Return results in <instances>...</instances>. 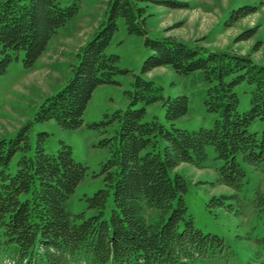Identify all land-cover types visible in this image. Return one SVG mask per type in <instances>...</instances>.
<instances>
[{"label":"trees","instance_id":"obj_1","mask_svg":"<svg viewBox=\"0 0 264 264\" xmlns=\"http://www.w3.org/2000/svg\"><path fill=\"white\" fill-rule=\"evenodd\" d=\"M81 1L72 0L65 7L59 0L0 2V76L20 54L24 68H32L52 36L77 15ZM144 1L107 2L104 19L77 54L69 80L41 102L34 122L54 120L64 130L78 129L96 88L127 73L118 67L119 57L106 52L122 19L126 33L145 37L151 52L141 74L170 66L178 76L189 78L192 86L201 87L204 110L215 115L212 127L175 128L173 122L188 114V97L166 98L162 88L135 75L131 90L125 92L127 108L105 115L104 125L112 130L100 145L109 155L96 175L103 188L85 197L94 211L89 217L67 210L68 199L88 172L74 161L68 145L61 143L55 155H48L43 149L47 135L42 133L33 156H28L32 122L13 139H0V264H208L224 252L220 237L195 228L183 199L186 182L171 172L180 164L202 168L206 150L212 147L222 163L217 182L234 194L212 197L210 202L222 207L225 200L237 199L245 181L241 161L256 168L264 161V132L258 138L248 131L255 120L264 121V66L248 56L208 52L172 38L150 39ZM243 82L253 89L249 110L239 113L234 88ZM158 102L170 129L146 117V107ZM18 153L21 157L11 173L10 162ZM146 206L159 211L152 224L146 222ZM253 206L264 212L261 192L255 194ZM259 257L255 253L253 260Z\"/></svg>","mask_w":264,"mask_h":264},{"label":"rangeland","instance_id":"obj_2","mask_svg":"<svg viewBox=\"0 0 264 264\" xmlns=\"http://www.w3.org/2000/svg\"><path fill=\"white\" fill-rule=\"evenodd\" d=\"M108 1L82 0L77 15L52 36L32 68H24L23 54H20L0 76V139H13L22 126L32 122L28 156H33L38 136L42 133L47 135L43 149L48 155H55L61 143L68 145L74 161L85 166L88 172L68 199L67 210L72 215L83 214L85 217L94 214L88 209L85 197H91L103 188L101 177L96 175L109 154L100 143L112 130L109 125H104L107 123L105 115L127 108L125 92L131 90L135 75L162 88L166 98L188 97V114L173 122L175 128L187 131L211 128L215 119L214 114L204 110L203 95L199 93L201 87L192 86L189 78L178 76L170 66L141 74V66L151 52L144 44L145 37L128 35L123 20L119 19L118 30L106 52L118 56V67L127 73L117 74L113 83L96 88L78 129L64 130L54 120L34 122L41 102L61 90L69 80L71 66L76 63L80 49L97 32ZM166 2L182 4L183 7L171 8ZM59 3L65 7L72 0H59ZM141 5L146 9V29L150 39L172 38L208 52L248 56L253 63L264 66V3L261 0H146ZM252 89L246 82L234 88L239 99V113L249 110ZM146 112L148 120L156 118L160 124L171 128L161 103L149 105ZM248 131L261 138L264 121L255 120ZM206 151L208 158L202 168L180 164L171 174H179L186 182L183 199L195 228L224 241L225 250L221 257L208 264H264V212L253 206L255 194L261 192L264 195V161L257 168L241 161L245 172L242 191L236 193L237 199L225 200L224 206L220 207L212 204L210 199L231 196L234 191L217 182L222 163L216 159L212 147ZM20 157L18 153L12 158L11 173L15 172ZM110 209L111 198L106 205V216ZM144 216L146 222L152 224L157 221L159 211L146 206ZM255 253L261 257L253 260Z\"/></svg>","mask_w":264,"mask_h":264}]
</instances>
